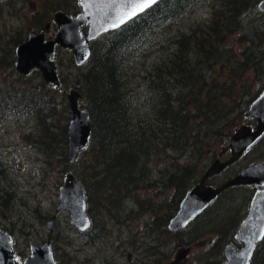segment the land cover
Wrapping results in <instances>:
<instances>
[{
  "label": "trees",
  "instance_id": "1",
  "mask_svg": "<svg viewBox=\"0 0 264 264\" xmlns=\"http://www.w3.org/2000/svg\"><path fill=\"white\" fill-rule=\"evenodd\" d=\"M260 1L221 0L213 7L206 30L181 33L152 50L150 44L160 33L193 8L207 3V0H160L91 43L90 58L74 69V89L90 113L92 136L84 152L93 158L98 173L94 178L97 190L109 196L106 211L111 212L109 206L119 209L123 200L149 185L146 176L149 161L160 153L178 154L180 158L175 167L172 163L170 170L164 169V181L174 190L175 205L214 162V153H209L211 141L229 140L238 120L264 87V24L263 29L256 27L250 35L249 31L240 33L239 52L227 46L229 38L243 29L245 18L260 15L264 22V13L257 10ZM140 55H145L148 67L137 86L133 68ZM216 71L218 74L214 75ZM50 91L42 83L13 97H0V119L8 115L34 121L54 118L56 107ZM60 139L58 147H50L45 153L59 158L68 170L72 161L68 157L66 126L61 129ZM263 140L264 137L258 144ZM187 154L190 161L180 163ZM3 178L0 168V180ZM84 188L88 203L92 197L87 186ZM230 191L237 190H226L220 196ZM241 211L242 208L236 216L238 221L246 215L245 212L240 217ZM200 218L189 226L188 234L185 231L173 234L166 229L163 234L171 240L180 237V244L185 246H191L204 234L215 235L213 251L219 254L223 240L217 230L205 231L198 224ZM237 224L232 223V229ZM251 264H264V239L258 244Z\"/></svg>",
  "mask_w": 264,
  "mask_h": 264
},
{
  "label": "rangeland",
  "instance_id": "2",
  "mask_svg": "<svg viewBox=\"0 0 264 264\" xmlns=\"http://www.w3.org/2000/svg\"><path fill=\"white\" fill-rule=\"evenodd\" d=\"M220 2L221 0H207L206 4L190 10L187 15L160 33L150 44V49L153 50L156 45H165L167 40L181 33L197 29L206 30L210 25L213 7H217ZM78 10V0H5L0 4V97L9 95L13 97L15 93L38 88L43 83L40 74L39 76L34 73L28 76L18 74L14 69V49L29 35L38 32L48 23H51L52 28L47 37L52 38L56 30L53 15L57 12L70 14ZM263 24L260 15L245 18L243 29H238L229 38L227 46L233 52H239L242 47L237 40L240 33L244 30L249 31L250 35L256 27L263 29ZM147 53H150V50ZM144 56L140 55L137 66L133 68V71L136 70L134 83L137 86L144 74V68L148 67ZM57 62L62 84L57 88H50V96L56 107L54 118L34 121L8 115L0 119V168L4 175L0 180V229L12 235L15 250L20 258L28 257L30 243L41 246L49 241L53 247L56 264H90L88 261L91 259L95 261L94 264H105L106 260L112 261L115 257L120 264H128V253L132 254L133 261L139 258V251L133 247L144 228V223L155 217V221L160 223L174 216L176 197L174 190L168 188L164 181L166 174L164 169L170 167V170L172 163L175 167L180 158L178 154L160 153L158 158L151 159L146 173L149 185L131 194L126 201L123 200L118 211L114 206H109L110 213L106 211L105 207L110 203L109 196L98 191L95 186L94 178L97 171L92 164L93 158L90 153H81L76 161H70L68 170H65L59 158L45 153L50 147H58L61 129L64 126L68 128L70 112L67 95L75 90L72 53L67 50L58 51ZM217 74L216 71L214 75ZM83 103L84 100L81 99L80 105L83 106ZM244 115L238 120L235 129L244 125L254 127V122L246 123ZM211 144L209 153L215 155L212 161L226 160L229 157L228 141L213 139ZM260 160H264V140L209 184L220 187L239 171ZM188 161L190 158L187 154L180 163ZM68 174L75 176L90 191L92 198L87 203V212L96 221L95 228L104 225L107 230L103 245L93 246L85 243L71 226L69 214L63 210L57 212L59 188L62 186L64 176ZM246 193L250 194V190H246ZM239 203L236 191L228 192L222 196L220 202L215 203L210 212L200 218L198 224L205 231L217 230V235H221L218 229H226L228 219L233 216L234 209ZM110 214L116 215L117 220L111 219ZM51 217L55 218L53 232H50L47 226V221ZM127 220H130V224L124 231L121 225ZM164 237L165 235L161 234L158 239L161 245ZM119 238L124 239L128 246V253L125 255L124 252L117 255L118 248L115 243ZM165 238V246L159 250L161 260L159 264H222L224 261L221 253L213 251L216 247L215 235L204 234L198 237L190 249L189 246L180 244V237L172 240ZM152 247L157 248V243L153 242ZM183 250H189L187 255L176 260L177 253ZM148 256L155 260L151 253Z\"/></svg>",
  "mask_w": 264,
  "mask_h": 264
},
{
  "label": "water",
  "instance_id": "3",
  "mask_svg": "<svg viewBox=\"0 0 264 264\" xmlns=\"http://www.w3.org/2000/svg\"><path fill=\"white\" fill-rule=\"evenodd\" d=\"M78 4L81 12L76 17L62 13L54 16L57 32L53 41L45 42L44 33L39 32L28 36L27 41L16 48L14 68L19 74L26 76L31 71L37 70L48 87H58V70L54 62L56 44L62 49L71 50L75 65L80 67L90 58L91 41L119 29L140 15L128 19L117 27H112L127 10L124 0H78ZM257 10L264 13V0L258 3ZM86 25L88 30L84 36L81 27ZM81 98L82 96L75 90L67 95L71 114L67 128L70 161H75L79 154L86 150L92 136L90 113L87 107L80 108ZM245 118L254 120L255 126H241L231 135L228 142L229 157L226 160H216L207 168L200 182L186 192L176 214L168 224V230L171 232L182 230L206 210L223 191L238 186L260 187L254 193L248 213L234 235V240L239 243L240 248L236 249L233 245L226 246L223 252L225 260L222 264H250L258 244L264 239V160L246 167L220 187L206 185V181L235 164L263 137L264 88L247 108ZM62 210L69 214L73 228L79 231L89 228L90 219L87 214L84 186L73 175H66L59 188L57 212ZM53 221V218L49 221L50 229ZM187 253V250L183 251V255ZM16 262L12 238L0 231V264H16ZM25 264H55L50 243L41 247L31 245V256Z\"/></svg>",
  "mask_w": 264,
  "mask_h": 264
},
{
  "label": "flooded vegetation",
  "instance_id": "4",
  "mask_svg": "<svg viewBox=\"0 0 264 264\" xmlns=\"http://www.w3.org/2000/svg\"><path fill=\"white\" fill-rule=\"evenodd\" d=\"M5 0H0V4L2 3V2H4ZM81 12V8L79 7V10L78 11H76V12H74V13H70V14H67V13H62V14H65V15H67V16H72V17H76L79 13ZM58 13H61V12H57V13H55L54 15H53V23L55 24V26H56V30H55V33H54V35H53V37L52 38H48L47 37V35L49 34V32L51 31V28H52V25H51V23H48L47 25H45V27L44 28H42V29H40L38 32H35V33H32V34H37V33H39V32H43L44 33V41L46 42V41H53V39H54V37H55V35H56V32H57V25H56V23H55V21H54V16L56 15V14H58ZM46 26H48L47 27V30H46ZM87 30H88V26L86 25V26H82L81 27V32H82V34L85 36L86 34H87ZM31 34V35H32ZM30 36V35H29ZM28 38V37H27ZM96 40V39H95ZM95 40H93V41H95ZM27 41V39L24 41V42H26ZM93 41H91L90 43H89V48H90V52H91V43L93 42ZM23 42V43H24ZM22 43H19L16 47H15V49H14V52H13V55L15 56V50H16V48L19 46V45H21ZM60 50H67V51H70L71 53H72V51L71 50H69V49H62V48H60V46H58L57 44L54 46V52H55V59H54V62H55V64H56V68H57V70H58V79H59V81H60V76H59V69H58V62H57V54H58V51H60ZM72 56H73V53H72ZM73 63H74V60H73ZM74 66L75 67H77L76 65H75V63H74ZM33 72V71H32ZM43 84H44V86L46 87V84L43 82ZM60 84H61V82H60ZM246 120V123H248V122H254V120H252V119H245ZM255 123V122H254ZM229 150V149H228ZM245 156V154L235 163V164H237L243 157ZM217 160H222V159H217ZM235 164H233L232 166H234ZM232 166H230V167H232ZM230 167H228L227 169H225L222 173H220V174H218V175H216V177L217 176H220V175H222L223 173H225V171H227ZM245 169V168H244ZM243 169V170H244ZM243 170H241V171H243ZM241 171H239L236 175H238ZM235 175V176H236ZM234 176V177H235ZM216 177H214V178H216ZM214 178H212V179H214ZM233 178V177H232ZM231 179V178H230ZM199 182H200V180H199ZM198 182V183H199ZM208 182L209 181H206V185L208 184ZM197 184V183H196ZM196 184H194V185H196ZM194 185H192L191 187H193ZM83 186H84V184H83ZM190 187V188H191ZM189 188V189H190ZM188 189V190H189ZM234 189H236L237 191H236V193H237V197H238V199L240 200V203L239 204H237V207L234 209V214H233V216L232 217H230L229 219H228V226L226 227V229L225 230H223L222 228L221 229H218V231H221V235L219 234V238L220 239H222L223 240V245H222V248L220 249V253L223 255V252H224V248H226V246H228V245H233L234 247H236V248H238V244L239 243H237L235 240H234V235H235V233H236V230H237V228H238V226L240 225V223L244 220V218H245V216L247 215V213H248V209H249V205H250V201H251V199H252V197H253V195H254V192H256L258 189H260V187H245V186H238V187H234ZM250 190V194H248V193H246V190ZM84 190H85V188H84ZM187 190V191H188ZM186 191V192H187ZM86 192V191H85ZM220 197H222V196H220ZM220 197H218L216 200H215V202L216 201H219L220 202ZM127 200V199H126ZM125 200V201H126ZM182 200V199H181ZM87 202V201H86ZM214 202V203H215ZM213 203V204H214ZM179 204H180V202H178L177 204H176V208H175V211H174V214L176 213V211L178 210V208H179ZM212 204V205H213ZM211 205V206H212ZM211 206L208 208V209H210L211 208ZM241 208H242V211H241V213H240V217L245 213L246 215H244L240 220H239V223H238V226L237 227H235L234 229H232V223H234L235 224V222H236V216L238 215V212L241 210ZM208 209H206L205 211H203L201 214L202 215H204V214H206L207 213V210ZM116 211H118V209L116 210ZM59 212H61V211H59ZM87 214H88V212H87ZM111 216V219H115V220H117V217H116V215H112V214H110ZM88 217H89V219H90V226H89V228H87L85 231H79L78 229H76V228H74L75 230H76V232H78V234H79V236L81 237V239H83L84 241H85V243H87V244H92L93 246H96L97 244H99V245H103V243L106 241L105 240V234L107 233V230H105V227H104V225H98V227L97 228H95L96 227V221L93 219V218H91V216L88 214ZM109 217V216H108ZM239 217V218H240ZM54 219V221L53 222H51V224H52V228L50 229V227H49V221L51 220V219ZM156 218V217H155ZM155 218H152L151 219V221L150 222H147V223H144V228L142 229V231L139 233V236H138V238H137V240H135V243H134V249H136V250H138L139 252H138V256H139V258H136L134 261L132 260V254L131 253H128V249H127V244L125 243V240L124 239H121V238H119L118 240V242L117 243H115V246L118 248V251H117V255H120V254H122V252H124V255L126 254V253H128V258H127V260H128V264H159V261H161L160 260V249L163 247L162 245H161V243L159 242V237H160V235L162 234V236L164 235L163 234V229H166L167 230V232H170V233H177L178 232V230L177 231H169L168 230V224H169V221H170V219H171V217H169L168 218V220H167V223L165 224V225H162V223H163V221H161L160 223H157L156 221H155ZM54 224H55V218L54 217H51V218H49L48 219V221H47V226H48V228H49V230H50V232H53L54 231ZM130 224V220H127V221H125V222H123L122 223V225H121V227L124 229V231H125V228L126 227H128V225ZM189 227L187 226L186 228H184V229H182V231H185L186 233H188L187 231L190 229H188ZM0 231H2V232H4V233H6V234H8L11 238H12V247H13V251H14V253H15V255H16V258H17V262H16V264H25V261L27 260V259H29L30 258V256H31V245H35V246H37V247H41V246H43L44 244H46V243H50V246H51V249H52V254H53V258H54V252H53V247H52V245H51V242H49V241H47L46 243H44L43 245H41V246H39V245H36V244H33V243H30L29 244V247H28V251H29V255H28V257H22V258H20L21 256L16 252V250H15V244H14V239H13V237H12V235L10 234V233H8L6 230H3V229H0ZM119 237V236H118ZM175 237H177V236H175ZM112 242H115V241H113L112 240ZM153 242L154 243H157V248H153L152 247V244H153ZM163 242V241H162ZM192 246V245H191ZM107 247V246H106ZM179 247V246H178ZM108 248V247H107ZM189 249H190V246L188 247ZM97 250L99 251V248H97ZM184 251V250H183ZM183 251H181V252H178L177 253V255H176V260H179L178 258H180V257H183V256H185V255H183ZM188 251V250H187ZM151 253V255L152 256H155V260L153 261L148 255ZM187 255V254H186ZM54 261H55V258H54ZM90 264H94V260L93 259H91V260H89L88 261ZM55 264H56V262H55ZM105 264H120L119 262H118V258H114L112 261H108V260H106L105 261Z\"/></svg>",
  "mask_w": 264,
  "mask_h": 264
},
{
  "label": "snow or ice",
  "instance_id": "5",
  "mask_svg": "<svg viewBox=\"0 0 264 264\" xmlns=\"http://www.w3.org/2000/svg\"><path fill=\"white\" fill-rule=\"evenodd\" d=\"M157 2L158 0H124V4L127 10L123 12V14L119 17L117 23H114L112 27H117L119 26V24L126 22L128 19H132L135 16L147 11Z\"/></svg>",
  "mask_w": 264,
  "mask_h": 264
},
{
  "label": "bare ground",
  "instance_id": "6",
  "mask_svg": "<svg viewBox=\"0 0 264 264\" xmlns=\"http://www.w3.org/2000/svg\"><path fill=\"white\" fill-rule=\"evenodd\" d=\"M179 43V42H178Z\"/></svg>",
  "mask_w": 264,
  "mask_h": 264
}]
</instances>
